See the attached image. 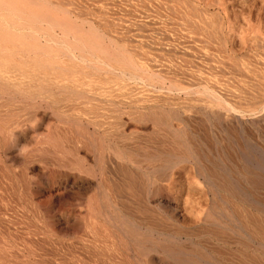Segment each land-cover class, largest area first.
<instances>
[{
  "label": "bare ground",
  "instance_id": "obj_1",
  "mask_svg": "<svg viewBox=\"0 0 264 264\" xmlns=\"http://www.w3.org/2000/svg\"><path fill=\"white\" fill-rule=\"evenodd\" d=\"M7 1L0 0V4H5L6 2L7 4L16 6L18 9L21 6H26V0ZM41 3L48 5L46 2ZM25 6L21 9L22 11L23 8L25 9L23 13L27 14V11L28 14L31 13L34 17L36 14L38 16L41 15L39 12L33 11V8L31 10L33 12H31ZM21 10L19 11L22 12ZM42 13L48 17V14ZM7 16L10 17V15ZM46 17L42 19L49 22V19H46ZM3 18L5 20V16ZM13 18L14 21L15 16ZM39 18L36 16V19L40 20ZM50 23L53 24V22ZM32 27L34 31L36 26ZM3 30L5 28L0 26V31ZM36 30L34 34L33 31L31 32L34 36H36ZM9 31L7 34H9ZM49 40L44 45L41 43H31L32 47L28 51L33 53L31 55L33 58H30L31 62L28 65L31 68L32 76L29 75L28 70L26 72L29 74L26 72L22 73V71L21 73L13 74L16 71L20 72V69L22 70V64L15 62V57H17L15 54L22 55L23 51L20 53L21 48H17L15 44L13 46V43L0 44V51H2V53L0 52L2 54L0 55V93L2 96H0L5 99L7 98L9 101H14L11 112L14 110L16 112V109L18 110L17 114H10L11 116H8L7 120L4 119L7 117V114L6 116L2 115L1 117L4 116V118L1 121H8L5 124L10 131L21 128L19 131H23V136L31 138L34 141L33 146L36 144L34 147L31 145L33 149L31 147L30 159L25 158L26 164L29 163V160L33 159L34 161L39 160L40 163H48L47 165L50 166V159L53 158L50 154H54V150L51 148L53 151L49 150L50 152H48V149L57 146L55 150H59L60 147L59 143L56 144L57 141L53 136L60 130L64 132L66 130L65 127L68 125L71 128L73 126L79 128L78 125H82L86 127H84L86 130L93 129V133L101 134L102 136H99L102 138L98 136L99 143L97 141L98 144L96 145L100 157L104 156V150L107 149L103 144L104 140L113 139V144L109 145L111 154H109L110 164L106 161L110 168L107 166V171L104 167H101L100 172L95 174L91 172V175L94 177L99 175L96 183L98 190L93 189L94 194V191H96V196L92 193V197L90 195L92 199L90 201L86 199L89 201V203H86L88 204L87 207L85 208V204L83 211L82 209L80 210V207V212L74 214L73 221L68 217L71 214L70 211L69 214L67 213L68 215L63 214V212L62 214L59 213L61 217L59 215L60 219L58 221L63 222L66 232L57 227V222L49 220L50 222L46 224V227L51 236L59 238L65 232V236L76 237L83 244L81 245L83 248L96 252L95 255H101L102 259L101 257L97 258L99 264H264V43H163L164 45L160 43L163 45H161L162 47L167 46L166 48L164 47L166 53H162L165 51L160 52L158 50L161 61H158L160 58L156 52V59L157 57L159 59H155L156 62L154 64L151 62L152 58L151 61H149V58L145 63L143 61V64H139L134 58L135 56H132L130 50L125 46L126 49L118 47L116 52L114 51L115 49H112V46L103 43H66L65 39V41L62 39L64 43L62 41V43H58L60 41H56L57 43H55L53 39ZM20 44L31 46L28 43ZM160 44L158 43L156 49L160 47ZM149 47L153 48L154 46L150 45ZM162 47L159 49L162 50ZM30 52L26 54L29 56ZM145 52L147 53V51ZM21 58L23 59V57ZM21 58L19 59L21 60ZM102 73L112 75L107 76ZM111 82H114L117 86L118 93H115L111 89L112 85V87L109 85V89L105 86ZM131 83L148 86V88L143 86L145 89L138 92L143 95L144 90L145 92L146 89L150 90L149 87H151L152 91L161 93L156 95L157 93L154 92L153 96H151L152 92L150 91L149 95L151 94V97L136 96L137 91L135 94L129 92V90L127 91ZM97 86L99 90H94ZM132 90L134 89L132 88ZM5 99L1 101L4 102ZM7 99L4 103L2 102V108L4 105L7 107ZM25 100L32 101V105H28L32 109L27 114L21 113L24 112V108L27 106V103H24ZM17 101L18 103L20 102L19 105H17ZM2 108L0 109V114H3L4 109L2 111ZM6 109L8 113L9 109ZM40 111H43V115ZM67 111L74 112H69V114ZM45 114L50 115L57 122L49 121L47 123L48 132L37 134L36 130L46 120ZM13 116L15 117L12 118ZM62 124L64 126L65 124L67 125L64 127ZM74 124L78 125L75 126ZM128 125L130 127L131 125L134 126V130L131 133H128L125 129ZM26 126L31 127L33 130L35 129V132L32 133ZM131 128L129 129L131 130ZM77 129L76 131L80 130ZM147 130L151 131H148V133ZM6 132V128L0 127V134L6 135ZM92 132L90 133L93 134ZM10 134L12 135V132ZM1 136L3 141V135ZM6 138H8L7 135ZM77 138L79 139V137ZM89 139L91 140L90 137ZM69 140L71 141V138ZM5 141L4 136V142L2 144L0 142L1 146ZM70 141L68 142L69 144L71 143ZM94 141H90L91 145ZM76 142L78 141L76 140ZM81 142L84 144L83 141ZM9 143L11 144V141ZM53 143L54 145H52ZM73 143L70 146L74 148ZM94 143L96 144V141ZM111 143L109 142V144ZM47 144L52 146L49 145L47 149ZM21 145L24 147L23 143ZM106 145L108 146L107 143ZM135 145L138 147H134ZM93 146L95 149L96 146L94 144ZM81 149L83 150V148ZM98 152L96 153L97 155ZM48 153H50V159L47 158ZM59 153H57L58 156ZM26 154L23 153V156H27ZM134 154L142 155L144 160L135 157ZM61 156L65 155H60V159ZM66 157L68 156L66 155ZM106 157L108 158V155ZM62 160H60V163ZM25 162L22 161L20 164L24 166ZM65 163L66 166L69 164ZM53 164L55 163L52 162L51 165ZM36 165L41 167V164L37 163ZM69 166L70 169L79 168L78 164L76 162L73 163V161L70 162ZM160 167L161 171H163L162 167H165L166 170L159 173L157 168L160 169ZM51 168L49 167L47 170L51 171L52 179L53 176L54 178L59 177L57 183L61 187L55 188L56 190L54 189L58 191L53 192L54 190L52 191V189L56 186H49L50 183L44 187L45 183L38 181L39 179L34 183L36 186L33 185L35 187L32 188L37 189V194L38 190H41L40 192L48 191L51 198L58 196V199L55 198L58 201H62L64 198L59 200V197L69 192L68 185L62 178L68 174L59 172L58 167V171L55 170L56 168L53 170ZM143 168L145 170H140ZM26 169L25 167V174ZM84 171L82 173L85 175ZM50 173L46 174V176H49ZM51 177L50 181H52ZM73 177H75V182L72 186L75 183H79L78 180H83L84 178L80 172L79 175L73 174ZM107 179L108 181L111 179L115 186V191H112V187V189L110 188L114 192L113 194H115V196L112 194L114 196V198L112 197L113 200L109 197L108 189L106 190V187L108 188L109 186V183L105 182ZM32 180L35 179L33 178ZM30 181L28 180L29 183ZM111 181L109 182L111 183ZM54 183L56 184V182ZM29 185L31 186L32 184ZM88 186L84 188H88ZM89 187H92V185ZM80 188L77 189L80 191ZM30 189L29 193L31 191L32 196L34 193V197L36 198V192ZM77 191L76 193L79 194ZM123 191L126 194H123ZM25 194L27 195L28 192ZM71 194L73 195L74 192H71ZM208 194L212 196L211 199L213 201L211 210H207L206 208L208 202L205 204L206 207L203 205ZM124 197L129 202L137 203H134L135 206H139L136 208H141L144 212L142 214L145 216L146 214H150V217L147 216L135 220L128 219V216L126 217L122 212V209L129 208L127 204L129 202L125 203L124 199H122ZM27 198V200L30 199L29 197ZM83 198H86V196ZM83 198H79V200H83ZM45 199L47 198L45 197ZM71 199L73 200V198ZM48 200L51 199H47L46 203ZM72 200H70L71 203H74ZM53 203L55 204V199ZM49 205L51 206V204ZM80 205L81 202L79 201ZM129 205L130 207L133 206L132 203ZM54 208L51 207V209ZM157 208L166 211V216L167 212L172 213L177 224L180 222L179 216L181 217V215H179V212L181 213V211L179 210L181 208H183L184 214L182 215L184 217H188V219L189 217L194 218L208 224L209 228L208 226L204 227L205 229L208 228L207 232L205 231L208 238L205 237L206 241L203 238L205 245L200 248L201 246L197 247L184 242L178 243L176 237L174 238L175 235H178V232L175 231L176 233L173 236L172 232L166 231L168 226L169 228L172 226L169 223L175 221H168L166 229H163V222L165 221L164 224L166 225L165 219L168 220L169 218H166V216H161L159 219L154 218L155 215L159 214V211L156 212ZM58 209L57 211L55 210L57 213ZM139 211H136V213H141ZM132 213L134 212L132 211ZM55 215L53 214L54 219ZM151 215H153V218H151ZM43 216L45 219L44 214ZM136 216L140 215L137 214ZM161 220L164 221L161 222ZM177 224L175 227L178 226ZM181 227L183 229V226L180 225ZM190 231L193 233L192 230ZM38 234L35 237H42L43 239V236H38ZM195 234L196 232H194L193 236ZM65 236L63 238L60 237L64 242H66L64 240ZM32 237L28 238L31 239ZM35 237L32 240H35ZM71 238L67 239L68 242ZM61 240L59 243H61ZM44 241H47V239ZM74 242L77 243L76 240ZM42 245L45 247L44 243ZM26 247L28 248L29 245ZM63 247L68 249L66 244ZM77 247H74V251H76ZM70 248L72 249V247ZM47 249V252L45 249L42 252L50 253ZM29 250L31 249L29 248ZM31 252L35 254L34 250H31ZM64 252L62 251L61 254H66ZM88 252L90 253V251ZM90 255L93 256L92 252ZM37 256L34 255V257ZM75 256L77 257V255ZM65 258L68 260V256ZM88 258L92 260L93 257ZM49 259L51 258L49 257ZM77 259L81 258L78 257ZM82 259L84 260V258ZM42 261L46 262V260ZM78 261L80 262V260ZM93 263L95 264L96 261ZM53 264H55V260Z\"/></svg>",
  "mask_w": 264,
  "mask_h": 264
},
{
  "label": "rangeland",
  "instance_id": "obj_2",
  "mask_svg": "<svg viewBox=\"0 0 264 264\" xmlns=\"http://www.w3.org/2000/svg\"><path fill=\"white\" fill-rule=\"evenodd\" d=\"M35 2H37L38 5L35 4ZM35 2H34V0H26V2H25L26 6L25 5L24 6H25V8L27 7V9L29 8L30 11L33 8V11L39 12L41 14V15H39L40 18L38 16V14H36V16L40 20L42 18L44 19L46 17L42 13V12H45L46 15L48 14V17H46V19H49V22L46 20H43V19L40 22V20L36 19V16L34 17V15L31 13L28 14L27 11H26L27 14L23 13V12H25L24 11L25 9L23 8V11L21 9L24 6L20 5L21 8L18 9L16 6L11 5L9 3L7 4L6 2H5V4L4 3H1L2 5L0 4V21H1L0 26L5 28V30L0 31L1 32L0 44L1 43H3V44L4 43H13V46L16 45L17 48H21L20 53H22V51H23L22 55L18 54V53L15 54L17 56V57H15L16 58L15 62H17V64H22V66H23V67H21L22 70L20 69V72L16 71L13 74L21 73V71L23 73V72H26L28 70L30 74L27 72L26 73L31 75L32 71L30 70L31 68L28 65V63L31 62L30 60L33 58V56H31L33 53L28 51L29 48L32 47L31 43H39V44L41 43L42 45H44L45 43H48L50 41L49 39H53V41H55V43H57L58 41H60L58 43H62V42L64 43L65 40H66L65 41L66 43H103L105 45L108 44V45L112 46V49H115L114 51H116V49L118 47L120 49H122L125 46L126 48H128V50H130V52L132 53L131 55L135 56L134 58L137 60V62H139V64H141L143 61H144L143 63H145V61L149 58H150L149 61H151V58H152V61H151L152 64H154L156 62V60H158L159 58L160 59L158 61H161V56L159 54L162 51H165L162 53H166L165 48L167 46L166 47L164 46L165 48L162 47L166 43H264V0H44V1L43 0L42 1L36 0ZM41 2H46L48 5H46L45 3L42 4ZM39 3L42 4V6H40ZM11 6H12V11H11ZM13 7H15L17 9H15ZM19 10H21L22 12H20ZM33 11H31V12H33ZM20 13H21V15H20ZM7 15H10L11 18ZM30 15H32V16H30ZM3 16H5L6 21L4 20ZM13 16H15L14 21H13V19H14ZM6 17L8 18L9 21L7 20ZM20 17L23 19H21ZM10 19H11V22H10ZM19 20H20V22H19ZM190 20H192V21L190 22ZM50 22H53V24H51ZM32 26H34V27L36 26L35 30L37 28V30H36L37 32L35 33L36 36L33 35L35 30L33 31ZM9 29H10V31H9ZM8 31H9L10 35L7 34ZM32 31H33V34L31 33ZM62 39L63 40L65 39V40L63 41ZM20 43H28L31 46L21 45ZM158 43L159 44L164 43L163 45L160 44V47H159L160 49L162 47L164 50L163 49L160 50L159 48L156 49V47L158 46ZM149 44L152 45V47L153 46L154 47L153 48L149 47L150 46ZM19 45H20V47H19ZM148 50H149V52H148ZM150 50L152 52L151 54H150ZM145 51H147V53ZM0 52L2 53V51H0ZM27 52L28 53L30 52V54H29L30 57L28 56V54H26ZM155 53L158 55L159 58L157 57V59H156L157 55H155ZM0 55H2V54H0ZM152 56H154L155 58ZM21 57H23V59H25V60H23ZM19 58H21V60ZM26 59H27V61H26ZM102 74L107 75V76L112 75V74L108 75L105 73H102ZM102 81H104V80H102ZM111 83H108L105 86L109 89L110 86L112 85L113 87L111 86L112 87L111 89H113L115 93H118L119 90L116 89L117 86L115 85V83L114 82H111ZM130 85H132V86H130ZM130 85L128 87H130L131 89L129 88V89H127V91L129 90V92H132L134 94L137 91L135 94L136 96H139V95L140 96H150L151 94H152L151 96H153L154 92L157 93L154 90L152 91L151 87H149L150 90L148 91V89H146V92L144 90V95H143V94L138 93V92H140L141 90H143L145 88H148V86L146 87L143 84L141 85V84H135V83H131ZM143 86H145V88H143ZM132 88L134 90H132ZM97 89H98V86L94 90H97ZM149 92L151 93L150 95H149ZM137 93H138V95H137ZM160 93L158 92L156 95H159ZM0 95L2 96L1 93H0ZM156 95L154 94V96H156ZM1 96H0V99L2 98ZM2 99H5V98L3 97ZM6 99L4 100V102L6 101ZM1 100H0V109L2 108L1 105H3V103H4ZM8 101L9 100L7 99V102H6L7 107H5V105H4V107L2 108V111L4 109V111L2 112L3 114H0V117L2 115L6 116V114H7V117L4 118V116H3L0 118V122H1L0 127H3L4 129L6 128V130H7L6 135L8 138L10 137L8 139V138H6L5 134H0L1 144L4 142V136L6 139V141H5L6 144L5 143L3 144L4 147H3V145L1 146V144H0V148H1L0 149V157L2 156L1 157L2 160L0 158V178H1L0 179V264H19L20 262H21L20 264H40V263L41 264H53L54 260H55V264H64V263H66V264H78V263L82 264L83 263L84 264L86 262H88L86 264H92L95 261H96L95 264H97V263L99 264V262H97V260L99 259V257H101V255H95L96 252H93L91 250H87L86 248H83L81 246L83 244L80 242V240H77L76 237L71 238L70 235H69L70 237L68 235L65 236L66 227L63 224V222H61V221L59 222L58 220L60 219V217H61L60 214H62V212H63V214L65 213V215H68L71 212V214L68 215V217L70 220L73 221L74 214L80 212L79 208L81 207L80 210L82 209V211H83L87 207L88 204H86V203H89L90 199H92L91 194L93 193V189L98 190V187H97L98 185L96 186V183H97V178L99 175H97V177H94L91 175V172H93V174L98 173V172H100L101 167H104L105 170L108 171V167L110 168V166H108V164H110L109 159H110V155H111L109 145L113 144V139H109V140L106 139V141L104 140L103 144H104L105 148H107V149L104 150L105 151L104 152L105 154H103L104 156L100 157L96 145L99 143L97 138L99 135L102 136L101 134L96 133V132L93 133L92 132L93 129L92 130H86V129H84L85 126L83 127L82 125L80 126L78 124L77 125L79 126V128L74 127V126L71 128V127H69V125L66 126L67 124H65V126H66L65 127L63 125L64 123L62 122L63 123L62 125L69 132L68 131L66 132V130L64 132H63V130L62 131L60 130L59 132H57L58 135L60 136L59 137L56 133V135L58 136L59 139L54 134L53 137H55V139L57 141L56 144L59 143V146H60L59 150H55V149H57V146H53L55 148L50 147L48 149L50 144L46 145L48 152H50V151L52 152L54 150L53 151L54 154L48 153V155H47V158H49V159H50V155H51V157H53L50 159L51 160V162L49 163L50 166L47 165L48 163L47 164L43 163V162L40 163L39 160L34 161L33 159L29 160V163L26 164L25 158L30 159V157H29V154L31 153L30 151H32L33 147L36 146V144L33 146L34 141L31 138L23 136V131H21V130L19 131V129H21V128H19L18 130L15 129L16 131L15 130L10 131L9 129H7L5 123H7L8 121L7 122H4V121L7 120L8 116L10 117L13 113L17 114V111H18L16 109V112H15V110L11 112V110H12L11 108L14 104V101L12 100L13 101L12 105H11L12 101L11 100H10L11 102L10 101L8 102ZM17 103H18V101H17ZM19 103L17 105H19ZM24 103H27V106L24 108L25 113L21 112V111L20 112L23 114H27V113H29V110L32 109V108H29V106L32 105V101L31 100H25ZM15 104H16V102H15ZM6 108L9 109L10 113H9V111L7 113ZM69 112L71 113L72 111H67V113H69ZM0 113H1V111H0ZM40 113L43 115V111H40ZM45 116H46L45 122L42 123L41 124L42 126H39L38 129L36 130L37 134H40L42 132H43L42 134H45L46 132H48L47 131V123L49 121L54 122V123L57 122L56 119H54L50 115L45 114ZM14 117L15 116H13L12 118H14ZM3 118L5 120H3V122H2L1 120ZM47 118H49V119L47 120ZM2 123H4V124H2ZM4 125H5V127H4ZM28 125H31V124H28ZM77 125H75V126H77ZM128 126H126L125 129H126V131H128V133H131L134 130L133 129L134 126L131 125V127L133 126L132 128L130 127V125H128ZM82 127H83V129H82ZM27 128L32 133L35 132V129L33 130L31 127H27ZM129 128H131V130ZM76 129L77 130L80 129V130L76 131ZM148 129H150V127H148ZM9 131L12 132V135L10 134ZM148 131L149 130H147V132ZM80 132H82V133H80ZM90 132H92L93 134H91ZM60 133H62L63 135ZM70 133H71V135H70ZM72 133H74L75 135ZM84 134H85V136H84ZM1 135H3V141H2ZM86 135H88V136H86ZM63 136H65V137H63ZM17 137H18V139H17ZM67 137H69V138H67ZM77 137H79V139ZM89 137L91 138V140L89 139ZM146 137H148V136H146ZM64 138L68 141L66 142V140ZM70 138H71V141L69 140ZM73 138H75V139L77 138L76 139L78 141V142H76L77 144L75 143L76 140L74 139L75 140L74 141ZM86 138H88V139H86ZM92 138H93V140H92ZM100 138H102V137H100ZM62 139L65 142V146H64V142ZM94 139L96 141V144L94 143L95 142ZM7 140L9 142L11 141V144ZM89 140L94 141V142H92V145H91V142ZM30 141L31 142L33 141V142L31 143ZM69 141L71 142L70 143L71 145H72V142H74L73 143L74 148H73V146L72 147L70 146V144L68 143ZM81 141H83L84 144H82ZM85 141H86V143H85ZM97 141H98V143H97ZM27 142H29L30 144ZM105 142L108 144V146L106 145ZM109 142H112V143L109 144ZM22 143H23L24 147H22V145H21ZM88 143H89V145H88ZM114 143H115V141H114ZM131 143H133V142H131ZM24 144H26V145H24ZM93 144L96 146L95 149H94ZM6 145L9 148L5 147ZM52 145H54V143ZM52 145H50V146H52ZM66 145L68 148L66 147ZM26 147H28V148L26 149ZM31 147H32V149H31ZM134 147H138V146L135 145ZM51 148L53 150H51ZM81 148H83V150ZM29 149H31V150H29ZM88 149H90V150H88ZM24 150H25V152H23ZM26 150H28V151H26ZM73 150H74V152H73ZM7 151H9V152H7ZM18 151H19V153H17ZM57 151H59L61 153H59ZM97 152H98V155L96 154ZM23 153H25V154L27 153L26 154L27 156H25V155L23 156ZM57 153H59V156ZM81 153H82V155H81ZM18 155H19V157H18ZM60 155H65V156H61V159H60ZM66 155L68 157H66ZM107 155H108V158L106 157ZM134 155H135V157H138V158L144 160V157L142 155H138V154H134ZM140 156H142V157H140ZM63 157H65L64 158L65 161H64ZM81 158H82V160H81ZM96 158H98V159H96ZM106 158H107V160H106ZM60 160H62L61 163H60ZM100 160H102V161H100ZM22 161L25 162L24 166L22 164H20V162L22 163ZM72 161H73V163L76 162L78 164L79 168H76V169L71 168L70 169L69 164ZM106 161H108V164L106 163ZM52 162H54L55 164L51 165ZM65 162L69 163V164H67V166L69 168L66 166ZM100 162L101 163L103 162L104 165H103V163L101 164ZM37 163L39 165L41 164V167L42 166L43 167L41 168L40 166L36 165ZM163 163H165V162H163ZM28 164H29V166H27ZM45 164H46V167L44 168ZM62 164H63V166H62ZM55 165L58 167L59 172L66 173V175L68 174L67 176H64L62 178V180L65 181V183H67V185H68L67 188H68L69 194L65 193L64 195H61L59 197L60 198L59 200H61V198L62 199L64 198L62 201L57 200L58 196H53L55 199V204H54L53 203L54 199H53V197L51 198L48 191L47 192H45V191L40 192L41 190L40 191L38 190V194H37V191H36L37 189L36 188L34 189L32 187L36 186V184H34V183L36 182L37 179H39L38 181L45 183L44 187L48 186L49 183H50L49 186H52V187L56 186L52 189V191L55 188L57 189L58 187H61L57 183V181L59 180V177L57 176L54 178V176H53V179H55L53 181V179L51 177V173H50L51 171L49 172V170H47V169H49V167L51 168L52 166H54L51 168V170L56 168L55 170L58 171L57 167ZM25 167L27 168L26 169L27 175L24 172ZM59 168H61L62 170ZM64 168H66V169H64ZM164 168L162 167L163 171L166 170V168L165 169ZM84 169H86V170L84 171ZM46 170H47V172H46ZM140 170L143 171L145 169L143 168ZM73 171H76V172H73ZM78 171L80 172V174L83 177L86 174H88V175H86V177H84L83 180H78L79 183H75V185H74L75 187H74V186H72L73 183L75 182V180H74L75 177H73V174L79 175ZM83 171H84V173H86L85 175L82 173ZM87 171H89V172H87ZM157 171L159 173L163 172V171H161V167H160V169L157 168ZM72 172H73V174H72ZM48 173H50L49 176L48 175L46 176V174H48ZM107 175H108V173H107ZM48 177H49V179H48ZM50 177H51L53 182L50 181ZM33 178L35 180H32ZM30 179H31V181H30ZM28 180L30 181V183L28 182ZM44 180H46V181H44ZM109 181H111V179H109ZM109 181H108V179L105 180V182L109 183V184L107 183L109 185L108 188L106 187L107 186L106 183H105V185H106L105 187H106V190L108 189L107 191H108L109 197L111 198V200H113L115 194H113L114 192H112V191L115 189L114 188L115 186L112 183L113 181H111V183ZM54 182H56V184ZM92 182H94V183H92ZM51 183H52V185H51ZM29 184H32V185L30 186ZM88 184H89V186L92 185V187H89ZM33 185H35V186H33ZM85 186H88V188H84ZM30 188H32V189H30ZM77 188H80L81 192ZM110 188L112 189V191L110 190ZM29 189L32 191L34 190V192H36V194H37V195L35 194L36 198L34 197L33 192H32L33 196L31 194V191L29 193ZM55 190L53 192L58 191V190L57 191H55ZM76 191L79 192V194H77ZM27 192H28V194L26 195L25 193H27ZM71 192L72 193L74 192V194L72 195ZM85 192H86V194H85ZM94 192H95V194L94 193L93 194H94V196H96V191H94ZM39 194H41V195L38 197ZM48 194H49V196H48ZM123 194H126V192L123 191ZM66 195H68V196L70 195V197H68ZM90 195H91V197H90ZM31 196H32V198H31ZM85 196H86V198H83ZM27 197H29L30 199L27 200L28 199ZM45 197L47 199L50 198L52 201L48 200V202L46 203L47 199H45ZM74 197L76 199V202H75ZM211 197L212 196H210L208 194V196H207V198H205V202L203 204L205 206V204L208 202V204L206 205L207 207L205 206L207 208V210H211L212 206H213V201H212ZM71 198H73V200ZM79 198H83V200L82 199L79 200ZM3 199L5 202L3 201ZM69 199L72 200V202L74 201V203H71V201ZM84 199H85V202H84ZM86 199H89V201ZM122 199H124L125 203L129 202L128 199H126V197H124ZM78 200L81 202L82 206L81 205L79 206ZM63 201H65V202L63 203ZM42 202H44V203H42ZM49 202H51V203H49ZM66 202L67 203L69 202V204H67ZM48 203L51 204V206ZM75 203L78 205L75 206L76 205ZM130 203H132L133 206L130 207V205H129ZM134 203L135 202H129V203H127L129 208L126 207L128 209H125V208L122 209V212L124 213V215L126 217L128 216L127 217L128 219L135 220V219L143 218V217H147V216L150 217V214L145 213L146 216L143 215L144 212L142 211V209L136 208L139 206L138 205L135 206V204H137V203H135V204ZM44 204H47V205H44ZM62 204L66 207H64ZM70 204L71 205L74 204V205L71 206ZM85 204H86V206H85ZM180 204H182V202H180ZM69 205H70V207H69ZM57 206H58V208L59 207L60 208L58 209ZM83 206H85V208H83ZM51 207H55L56 209L55 208L51 209ZM75 207H76V209H75ZM69 208H71V209H69ZM72 208H74V209H72ZM57 209H58V213L56 212ZM157 209L158 210L156 212L159 211V214L157 213L158 215H155L154 218L159 219L161 216H166V211L161 210V209L159 210V208H157ZM53 210L54 211L56 210L55 211V213H57L56 215H55ZM138 210H140L141 213H136V211L138 212ZM132 211L136 214L132 213ZM179 211H181V213L179 212V215H181V217L179 216V219H180L179 224H177V222L175 221L173 214L172 213L170 214V212H167L166 218H169V219L167 220L164 218L166 220V225L164 224L165 221L161 220V222L164 221L163 222L164 225L162 224V226H164L163 229H166V227L168 225V221L169 222L175 221V222H170L171 224L169 223L170 226L172 225L170 228L172 229V227H173V229L171 230L168 226L167 229L168 228L169 229L168 230L166 229V231H168L169 233L172 232L171 234L173 236L176 232H178V235L174 236V238L176 237L178 243L184 242L186 244H192V245L197 246V247L201 246L200 248H202L205 245V242L203 243V238L205 241H206V238H208V235L206 234L207 229L209 228L208 224H205L204 221L195 220L194 218L189 217V219H188V217L187 218L184 217L182 215V214H184L183 208H181ZM41 213H43L45 215V219L43 218L44 216ZM53 214L55 215L54 216L55 219L53 218ZM137 214L140 216H136ZM59 215H60V217H59ZM152 216L153 215H151V218H153ZM46 217H48V218H46ZM131 218H134V219H131ZM183 218L184 219L186 218V219L184 220ZM182 219H183V221H182ZM49 220L57 222L58 223L57 227H59L62 231H65V232H63L64 234L59 236V238L56 236H51V233L48 231L46 224L48 222H50ZM200 222H201V224H200ZM176 224L178 226L175 227ZM180 225L183 226V229H182V227L180 228ZM207 226H208V228L205 229L204 227H207ZM62 227L64 230L62 229ZM177 228H179V229H177ZM185 229L187 232L185 231ZM189 229L192 230L193 233H191V231ZM179 230H181V232H179ZM200 231H202L203 233ZM37 232L40 234H38ZM194 232H196L195 236H193ZM204 232L206 235L204 234ZM32 234H34V235H32ZM37 234H38V236H43V239H42V237L36 238L35 236ZM26 235L28 237H32V236L33 237L30 239ZM64 236H65L64 240H66V242H64L62 239ZM179 236H181V237H179ZM187 236H188V238H187ZM34 237H35V240H32ZM60 237H62V238H60ZM192 237H193V239H192ZM23 238H25V239H23ZM69 238L72 239V240L70 239L72 244L70 241H69L70 243L68 242ZM46 239H47V241H44ZM60 240H61V243H59ZM75 240L77 241V243L74 242ZM182 240H184V241H182ZM192 240H194L195 242ZM24 241H26V242H24ZM34 241H35L36 245L34 244ZM19 243H21V244H19ZM43 243H44L45 247L47 246L46 248L42 245ZM79 243H81V244H79ZM193 243H195V244H193ZM64 244H66V247L68 249L63 247ZM27 245H29L28 248L26 247ZM75 245H77L78 247ZM31 246H32V248H31ZM36 246H37V248H36ZM61 246L63 247L64 250L62 249ZM69 246L72 247V249ZM80 246L82 247L81 250H80ZM74 247H77L76 251H74L75 250ZM29 248L32 251L34 250L35 254H33L31 252V250H29ZM41 248L45 249V251L48 248L47 250L50 251L51 254L50 253H43L44 250L43 249L41 250ZM37 249H39V250H37ZM70 249L73 251H71ZM59 250H61V251H59ZM62 251L63 252L66 251V252H64L66 254L68 253L67 255L64 254L65 257L68 256V260H67V258L64 257L63 254H61ZM88 251H90V253L92 252L93 256L90 255V253ZM71 253L72 254L74 253V254L72 255ZM82 253H84V254H82ZM34 255L35 256L39 255V256L34 257ZM40 255H42V256H40ZM48 255L51 259H49ZM75 255H77V257ZM83 255H84V257H83ZM40 257H42L43 259ZM78 257L81 259H77ZM88 257H93V258L91 260V258H88ZM69 258H70V261H69ZM82 258H84V260ZM37 259H38V261H37ZM41 259L44 261L46 260V262L44 263ZM101 259H102V257H101ZM49 260H51L50 262H52V263H50ZM78 260H80V262ZM81 261H82V263H81Z\"/></svg>",
  "mask_w": 264,
  "mask_h": 264
}]
</instances>
